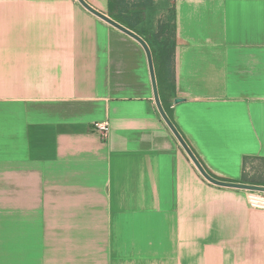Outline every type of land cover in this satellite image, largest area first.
I'll use <instances>...</instances> for the list:
<instances>
[{
	"label": "crops",
	"instance_id": "crops-1",
	"mask_svg": "<svg viewBox=\"0 0 264 264\" xmlns=\"http://www.w3.org/2000/svg\"><path fill=\"white\" fill-rule=\"evenodd\" d=\"M117 5L172 12L165 72L150 50L164 112L212 178L260 186L243 174L264 160V0ZM249 192L196 170L136 40L76 0H0V264H264Z\"/></svg>",
	"mask_w": 264,
	"mask_h": 264
},
{
	"label": "water",
	"instance_id": "water-1",
	"mask_svg": "<svg viewBox=\"0 0 264 264\" xmlns=\"http://www.w3.org/2000/svg\"><path fill=\"white\" fill-rule=\"evenodd\" d=\"M84 9H86L88 12L93 14L95 17L98 19L104 21L111 27L117 29L118 31L124 33L125 35L129 36L130 38L136 40L141 47L143 48L146 58H147V63H148V69H149V74H150V81L152 85V91H153V98L154 102L156 105V108L162 117L163 121L165 122L166 126L168 129L171 131V133L174 135L175 139L179 143L180 147L184 151V153L187 155L191 163L194 165L196 170L199 172V174L212 185H216L219 187H226V188H233V189H240V190H245V191H251V192H262L264 193V186H256V185H249V184H238V183H229V182H222L218 181L214 178H212L201 166L199 163L198 159L195 157L193 152L190 150L184 139L180 136L174 125L172 124L171 120L168 118V116L165 114L158 98V93H157V88H156V82H155V76H154V69H153V62H152V55L150 52V49L146 42L136 33L133 31L125 28L121 24L117 23L116 21L110 19L108 16L97 12L93 8H91L84 0H76ZM180 100L175 99L174 103H178Z\"/></svg>",
	"mask_w": 264,
	"mask_h": 264
},
{
	"label": "rangeland",
	"instance_id": "rangeland-1",
	"mask_svg": "<svg viewBox=\"0 0 264 264\" xmlns=\"http://www.w3.org/2000/svg\"><path fill=\"white\" fill-rule=\"evenodd\" d=\"M130 14L129 21L132 22L133 19L136 21V24H139L138 29L144 31H150L155 34L156 43L158 45L169 44L172 41V12L168 11V13L158 14L154 13V15L149 17V15H145V13H139V21L138 17L134 16L132 13ZM127 17V16H126ZM134 17V18H133ZM139 22V23H138ZM244 181L248 183L260 184V186H264V161L261 160H252L247 164V168L244 174ZM258 195H263L264 193L260 192Z\"/></svg>",
	"mask_w": 264,
	"mask_h": 264
},
{
	"label": "trees",
	"instance_id": "trees-1",
	"mask_svg": "<svg viewBox=\"0 0 264 264\" xmlns=\"http://www.w3.org/2000/svg\"><path fill=\"white\" fill-rule=\"evenodd\" d=\"M120 1L122 2L123 0H120ZM117 3H118V0H108V11H109L110 17L112 15L111 18L114 21H116L117 23L121 24L122 26H124L125 28H127L131 31L134 30L133 29L134 27L126 25L127 21H129V19H128V17L123 16V14H125L127 11L121 7V9L118 12H116V9L118 6ZM113 13H116V14L113 16ZM135 16L138 17L139 14H136ZM135 32L144 41H146V43L149 45L150 50L153 54L154 60L156 62V70H158V71L160 70V72L161 71L165 72L166 66L170 63V61L173 57V53H174L173 41H171L169 44L158 45L156 43L154 33L150 32V31H144V30L135 31ZM165 112H166L168 118L171 119L170 111L166 109ZM262 161H264V160H262ZM243 178H244V174H243Z\"/></svg>",
	"mask_w": 264,
	"mask_h": 264
},
{
	"label": "built area",
	"instance_id": "built-area-1",
	"mask_svg": "<svg viewBox=\"0 0 264 264\" xmlns=\"http://www.w3.org/2000/svg\"><path fill=\"white\" fill-rule=\"evenodd\" d=\"M94 131H96L102 139H106L109 133V125L107 122H100L95 123L93 125ZM260 192H249V194L252 196L251 203L255 205H261L264 206V196L258 195Z\"/></svg>",
	"mask_w": 264,
	"mask_h": 264
}]
</instances>
